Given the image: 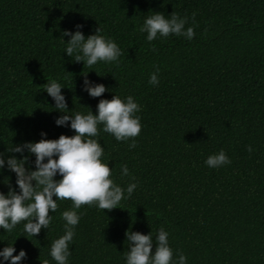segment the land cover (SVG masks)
<instances>
[{"label":"trees","instance_id":"1","mask_svg":"<svg viewBox=\"0 0 264 264\" xmlns=\"http://www.w3.org/2000/svg\"><path fill=\"white\" fill-rule=\"evenodd\" d=\"M153 11L186 18L193 38L147 41L139 27ZM76 25L113 39L118 63L90 69L66 56L60 37ZM85 73L109 91L90 97ZM50 80L62 85L68 114H95L114 94L140 106L139 135L117 141L98 125L96 137L114 183L137 187L118 208L76 210L68 264H124L125 231H151L155 242L160 228L174 260L182 253L187 264H264V0H0V152L41 132L73 134L54 123L59 113L43 91ZM220 149L230 163L209 168L204 160ZM8 181L15 188V174L0 171V192ZM57 203L48 230L25 238L23 222L0 229V248L23 249L21 264H55L48 250L64 232L60 213L71 209L70 200Z\"/></svg>","mask_w":264,"mask_h":264},{"label":"clouds","instance_id":"2","mask_svg":"<svg viewBox=\"0 0 264 264\" xmlns=\"http://www.w3.org/2000/svg\"><path fill=\"white\" fill-rule=\"evenodd\" d=\"M186 23V18L174 13L165 16L162 12L153 11L144 18L139 31L146 33L145 39L149 42L157 37L166 38L170 34L191 40L194 36L193 27L185 28ZM80 27L76 25L75 31L64 30L61 34L60 38L66 45L63 51L66 56L75 62H82L83 67L87 65L90 69L98 62L118 63L121 49L113 39L102 35L99 27L93 34L85 36L79 30ZM65 36L69 37L67 42L63 39ZM158 73L157 68L149 74V84H158ZM83 75L82 91L90 97H100L102 93L109 91L104 84L89 81L87 73ZM44 85L43 91L52 99V107L59 113L54 121L55 125L68 127L73 130V134L45 139L43 137L46 133L41 132L42 138L38 141H23L0 152V171L7 170L15 174V188L8 181L4 183L8 185L7 192H0V229L11 232L23 222V237H34L41 229H49L53 221V216L49 213L57 210V202L70 200L71 209L60 213L64 221L63 235L54 239L48 250V255L55 264H68L71 255L69 244L80 220L76 210L81 205L93 204L103 211L118 208L121 200L128 199L137 187L134 182L128 183L124 188L114 183L108 162L101 160L104 150L96 137L99 134L98 125L101 126L99 131L111 134L117 141L129 140L139 135L141 123L137 113L140 106L131 95L121 99L114 94L111 99L98 101L95 114L91 110L86 114H68L67 102L61 92L62 85L56 80L47 81ZM134 146L133 140L129 147ZM5 153L19 156H6ZM33 156L34 160L29 165V159ZM229 163L223 149L208 155L204 160L209 168ZM120 172L122 176L128 175L127 166L122 165ZM57 176L59 179H56ZM124 236L127 242L124 264H187L182 253L173 259L168 232L163 228L157 230L155 242L151 231L141 234L127 229ZM24 258L26 252L23 249L17 252L14 243L0 248V264H21Z\"/></svg>","mask_w":264,"mask_h":264}]
</instances>
